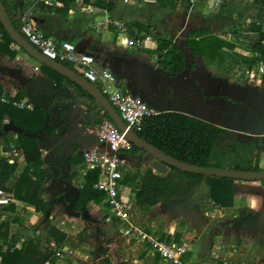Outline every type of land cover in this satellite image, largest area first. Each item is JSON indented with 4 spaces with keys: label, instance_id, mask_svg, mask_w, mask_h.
I'll use <instances>...</instances> for the list:
<instances>
[{
    "label": "crops",
    "instance_id": "obj_1",
    "mask_svg": "<svg viewBox=\"0 0 264 264\" xmlns=\"http://www.w3.org/2000/svg\"><path fill=\"white\" fill-rule=\"evenodd\" d=\"M97 1L73 3L67 19L39 11L35 16L36 23L47 35L72 42L80 52L94 56L98 66H108L123 92L142 96L156 112H182L238 133L242 138L260 137L264 144V87L258 85L259 78H249L239 70L232 74L221 73L215 66H207L201 57L194 61L187 44L188 35L202 29H209L219 38L237 43L238 37L234 33L229 37L236 28L250 23H262L264 27V4L225 0L224 7L206 12L203 5L189 8L184 3L166 9L157 0H136L131 5H125L121 0H101L112 5V9H106L98 7ZM126 20L150 23L154 26L150 35L153 40L167 37L184 49L189 62L186 70L179 75L164 72L156 55L145 50L154 49V44L137 47L114 43L111 27L118 28L117 24ZM229 53L227 49L222 51L224 56ZM0 82L12 97L25 90L22 102L32 104L34 108L44 107L48 122L53 116L56 125L64 124L58 136L44 133L48 123L41 134L36 135L44 167L53 172V177L43 186L44 200L54 205L52 212H37L34 206L13 196L14 212L0 208V224L5 219L12 220L10 236L14 237L16 247L21 248L23 242L31 240L35 231L41 233L42 223L48 217L60 230L86 244L88 239L83 235L91 229L90 223L97 219V226L107 224L109 227L106 235L110 239L98 249L95 264H167L146 244L124 237L120 221L104 201L100 204L90 202L82 211L73 209L87 176L82 153L95 145V138L84 136L77 142L64 141L69 134L67 125L80 113L87 114L79 102L55 104L50 109L48 106L52 98L75 97L74 91L53 90L55 84L43 75L39 62L21 51L15 58L0 53ZM6 120L9 124H5V130L17 134L19 129L10 119ZM75 125L73 122L72 129ZM14 147L0 132V155L17 158L15 177H19L26 163L23 156L12 155ZM134 165L138 170L137 161ZM126 194L130 196L128 187ZM137 214L141 227L157 232L160 237L166 235L172 242L178 237V242L188 243V264H209L211 258H219L218 261L224 264H264L262 182L237 183L232 208L216 207L212 201L199 197L176 204H159L148 212L139 210ZM0 245L6 249L4 240L0 239ZM85 257H88L85 252L73 253L66 245L55 264L78 261L77 264H88Z\"/></svg>",
    "mask_w": 264,
    "mask_h": 264
},
{
    "label": "trees",
    "instance_id": "obj_2",
    "mask_svg": "<svg viewBox=\"0 0 264 264\" xmlns=\"http://www.w3.org/2000/svg\"><path fill=\"white\" fill-rule=\"evenodd\" d=\"M75 2L87 4L89 0H58L56 3L37 0H2L13 26L22 36L21 15L25 10L34 9L35 13L42 11L67 19L71 14V5ZM183 2L184 0H157V3L166 9H172ZM256 2L264 4V0H256ZM95 4L100 8L112 9L111 4L101 0ZM111 29L114 33L112 40L119 45L124 46L136 38L143 40L144 46L154 44V49L145 50L156 55L159 66L164 72L179 75L186 70L189 63L186 52L176 43L167 37L148 42L145 40L148 35L153 34L152 24L142 20H126L122 28L111 27ZM233 33L238 37L237 43L221 39L209 29L190 33L187 44L194 61L201 57L207 66H215L224 74L264 65L263 24H246L236 28ZM0 36L1 54L15 58L20 51L26 53L22 48L16 49L17 44L6 32L1 20ZM224 49L230 51L227 56L222 54ZM39 64L43 75L55 84L53 90H73L75 93L73 98L62 100L52 98L48 109L55 104L68 105L79 102L89 116L85 124L88 127L100 124L103 118H109L97 100L82 87L54 69ZM63 64L73 70L70 64ZM191 65L194 66V62ZM258 85L264 87V73L260 75ZM25 96L26 91L20 90L15 97H12L0 82V132L6 136L8 144H14V148L23 156L26 163L22 174L15 177L18 170L17 158L14 159V163H10L13 158H4L0 155V188L10 193L16 200L34 206L37 212L47 214L52 212L54 205L44 200L43 186L53 177V172L50 168L44 167L45 161L36 135L46 127L48 114L41 106L30 110L15 105L22 102ZM6 119H10L19 129L16 136L5 130ZM137 134L167 156L192 166L264 172V144L260 137L242 138L238 133L182 112L159 111L145 120L142 130ZM146 154V151L133 146L131 155L138 165H143V157ZM98 180V173L87 174L85 185L74 203L75 211L84 210L90 202L100 204L104 201L105 194L94 188ZM240 182L245 181L188 173L175 167H169V172L163 175L149 166L143 171L139 168L136 172L128 174L124 185L130 189V197L134 201L135 208L141 211L159 204H176L185 199L197 200L199 197L212 201L216 207L232 208L235 205L236 184ZM261 182L264 185V181ZM7 210L14 212L15 205L11 204ZM15 220L17 219L13 221ZM11 223L12 220L8 218L0 224V239L4 240L6 245V249L0 245L1 264H55L68 241L75 238L60 230L48 217L42 223L41 233L35 231L31 240L23 242L21 248H17L14 237L10 236ZM160 238L172 242L166 235ZM179 240L176 237L174 241Z\"/></svg>",
    "mask_w": 264,
    "mask_h": 264
},
{
    "label": "built area",
    "instance_id": "obj_3",
    "mask_svg": "<svg viewBox=\"0 0 264 264\" xmlns=\"http://www.w3.org/2000/svg\"><path fill=\"white\" fill-rule=\"evenodd\" d=\"M37 1L56 3L58 0ZM121 1L125 5L136 3V0ZM249 1L255 2L256 0ZM183 3L189 8L203 5L206 12H211L224 7L225 0H184ZM36 14L34 9H28L21 15V32L25 39L45 57L61 64H70L76 73L100 89L116 108L129 129L135 133L141 131L145 120L157 113L151 104L140 95L123 92L119 88L112 70L108 66H98L96 59L91 54L80 52L72 42L48 37L37 25ZM123 25L124 22L117 24L119 28H122ZM231 35H233V31L230 32L229 37ZM145 40L148 42L153 38L148 35ZM129 44L142 47L144 41L136 38ZM36 69L39 70V68ZM243 73L249 78L258 79L264 73V65H256ZM3 101L8 102L7 100ZM15 105L20 108L34 109V106L27 102L15 103ZM5 124H9L8 120H5ZM11 134L16 136L15 132ZM82 134L95 138V145L82 153L85 174L91 172L99 174V180L94 188L105 194L104 203L107 204L113 216L120 221L121 234L128 239L146 244L153 254L159 256L167 264H188L186 262L189 252L188 243L167 242L162 240L157 232L145 229L138 223L137 209L134 201L126 194L124 185L126 176L137 170L134 168L136 160L131 155L134 144L127 138L126 133L122 132L110 118H103L100 124L84 128ZM12 155L18 157L20 154L13 148ZM10 163H14V159H11ZM13 202L12 195L0 188V208L7 209Z\"/></svg>",
    "mask_w": 264,
    "mask_h": 264
},
{
    "label": "water",
    "instance_id": "obj_4",
    "mask_svg": "<svg viewBox=\"0 0 264 264\" xmlns=\"http://www.w3.org/2000/svg\"><path fill=\"white\" fill-rule=\"evenodd\" d=\"M0 20L3 24L6 32L9 34L11 39L17 44L19 48H22L26 54L31 58L38 61L39 63L46 65L71 81L75 82L77 85L82 87L91 96H93L97 102L102 106L103 110L108 114L109 118L115 122L118 128L126 133L127 138L136 147L147 152L155 160L150 164L156 172L166 175L169 172V167H175L179 170L188 173H194L199 175H209L213 177L222 178H232L235 180H241L245 182H261L264 181V172H244V171H234L227 169H215V168H204L192 166L186 163H182L151 145L150 143L143 140L137 133L129 129L122 117L119 115L116 108L111 104V102L104 96L100 89L94 84L90 83L88 80L83 78L81 75L76 73L74 70L68 68L64 64L58 63L51 60L41 54L36 48H34L13 26L8 13L0 0ZM80 124H82L80 126ZM86 124L85 119H80L78 124L73 127V133L65 138V142L71 140V142H77L79 139L83 138V127ZM197 264V262L191 263Z\"/></svg>",
    "mask_w": 264,
    "mask_h": 264
},
{
    "label": "rangeland",
    "instance_id": "obj_5",
    "mask_svg": "<svg viewBox=\"0 0 264 264\" xmlns=\"http://www.w3.org/2000/svg\"><path fill=\"white\" fill-rule=\"evenodd\" d=\"M26 55L29 56L28 54H26ZM29 58H31V57L29 56ZM31 59H33V58H31ZM87 117H88V115L85 113H80L77 117H74V120L71 121V123L69 125H67V131L66 132L69 133L68 135H71L73 133V129L71 126L73 122H75V124H78L79 119L83 118L86 120ZM55 123L56 122L54 121L53 116H50L49 122H48V128L45 130L44 133H49L52 136H58L60 134V131H62V127L64 126V124L61 123L59 125L58 124L56 125ZM81 125L82 124H80V126ZM145 158L146 159L143 160V165L142 166L139 165V167H138L141 170L149 167L151 162L153 160H155L149 154H147V156ZM134 167H135V165H134ZM150 210H152V208L148 209V210H143V211L148 212ZM96 222H97V219H95L93 222H91L90 223L91 229H88L87 232H85L83 235V238L86 237L88 239L86 244H83L80 240L77 241L75 238L68 241V243H67L68 249L71 252H73V253H75L76 251L85 252L88 257H85L84 259L87 260L88 264H95V261H98V260H96V255L98 254V249L101 248L104 244H108V240L110 239V237H107V235H106V229L109 228V227H107V224L103 227H100V226L96 225ZM92 230H93V232H92ZM218 260H219V258L218 259L217 258H211L209 260V264H224L223 262H220ZM78 262H80V261H78ZM77 263L75 262V263H71V264H77Z\"/></svg>",
    "mask_w": 264,
    "mask_h": 264
}]
</instances>
